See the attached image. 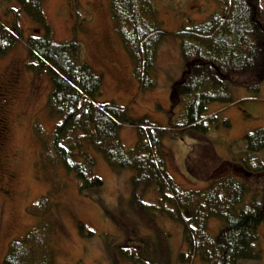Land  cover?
<instances>
[{
  "label": "trees",
  "instance_id": "obj_1",
  "mask_svg": "<svg viewBox=\"0 0 264 264\" xmlns=\"http://www.w3.org/2000/svg\"><path fill=\"white\" fill-rule=\"evenodd\" d=\"M16 2L42 29L27 39L28 68L49 76L52 86L46 103L56 119L51 137L42 134L40 124L35 127L45 140L43 161L55 158L78 181L80 192L89 194L99 193L104 186L96 174L93 152L102 154L116 169L132 170V204L145 208L143 194L156 189L157 203L146 209L181 224L185 248L178 260L183 264L262 261L258 229L264 223V128L247 133L241 139L244 146L232 150L229 160L214 151L212 155L203 152V157L189 154L194 179L205 184L195 190L183 189L171 177L163 141L168 135L181 139L186 130L206 138L215 128L231 129V121L220 113L211 114L208 108L212 103L232 104L237 87L258 89L259 81H264V0H215L219 13L177 31L186 70L171 89L170 125L138 122L139 137L129 150L120 136L125 108L101 102L105 77L84 58L81 42L77 37L60 43L53 40L44 0ZM110 8L140 88H154L150 76L161 37L167 33L156 27V9L150 0H110ZM9 19L0 21V55H6L21 38L16 18ZM249 195L252 200L245 206ZM54 206L47 194L32 212L45 216ZM213 221L217 229H212ZM53 229L51 220L41 218L36 228L10 243L4 264H52ZM136 259L133 262L144 263Z\"/></svg>",
  "mask_w": 264,
  "mask_h": 264
},
{
  "label": "rangeland",
  "instance_id": "obj_2",
  "mask_svg": "<svg viewBox=\"0 0 264 264\" xmlns=\"http://www.w3.org/2000/svg\"><path fill=\"white\" fill-rule=\"evenodd\" d=\"M150 2L156 9V27L167 33L161 37L150 76L155 87L143 90L116 33L110 0H44L53 40L60 43L77 37L84 58L105 77L101 102L125 108L120 136L128 150L137 143L138 122L170 125L171 89L186 70L177 31L208 21L220 7L215 0ZM10 17L16 18L21 38L6 55H0V85L11 90V100L3 109L7 131L0 139V264H4L10 243L23 238L44 217L54 225L52 264H145L160 260L164 264H183L178 260L185 248L181 224L146 209L157 203L156 189L143 194L145 208L132 204V170L116 169L102 154L93 152L96 174L104 180V186L99 193L89 194L80 192L78 181L55 158L43 161L45 140L40 136L44 134L49 139L56 123L46 107L52 86L49 76L28 68L26 45L28 37L42 33V29L19 10L16 0H0V21H9ZM259 83L258 89L237 87L246 89L251 99L224 104L221 118L231 121V129L215 128L206 138L186 130L181 139L171 135L164 139L168 171L180 187H205L191 173L189 154L196 152L203 157V152L212 155L214 151V155L229 160L232 150L239 151L244 146L241 139L247 133L264 128V81ZM214 106L223 104L212 103L210 113ZM36 124L44 129L41 135L35 130ZM261 158L264 160V155ZM47 194L55 206L45 216L34 214L32 211ZM251 200L249 195L245 206ZM211 226L217 229L215 221ZM258 237L263 260H241L239 264H264V223ZM136 257L144 263L133 262Z\"/></svg>",
  "mask_w": 264,
  "mask_h": 264
},
{
  "label": "flooded vegetation",
  "instance_id": "obj_3",
  "mask_svg": "<svg viewBox=\"0 0 264 264\" xmlns=\"http://www.w3.org/2000/svg\"><path fill=\"white\" fill-rule=\"evenodd\" d=\"M10 94H11V90L9 88L0 85V139L2 138L4 132L7 131L6 121L5 118L3 117V109L5 105H7L11 100Z\"/></svg>",
  "mask_w": 264,
  "mask_h": 264
},
{
  "label": "crops",
  "instance_id": "obj_4",
  "mask_svg": "<svg viewBox=\"0 0 264 264\" xmlns=\"http://www.w3.org/2000/svg\"><path fill=\"white\" fill-rule=\"evenodd\" d=\"M123 48L125 49L124 45H123ZM125 51H126V49H125ZM126 53L128 55L129 60L131 61V57H130L128 51H126ZM131 65L133 66V61H131ZM234 99H235V102H240V101L244 102V100L251 99V97L247 95L246 89L236 88L235 91H234ZM224 108H225L224 104H223V106H214V108L212 110L213 112L211 114H213V113H215V114L216 113H220L221 114L223 112Z\"/></svg>",
  "mask_w": 264,
  "mask_h": 264
}]
</instances>
